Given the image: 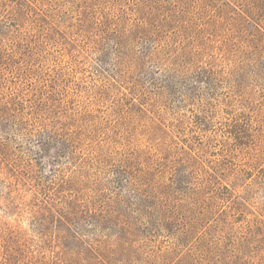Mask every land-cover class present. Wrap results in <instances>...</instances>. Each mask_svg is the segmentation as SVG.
<instances>
[{
	"label": "rangeland",
	"instance_id": "obj_1",
	"mask_svg": "<svg viewBox=\"0 0 264 264\" xmlns=\"http://www.w3.org/2000/svg\"><path fill=\"white\" fill-rule=\"evenodd\" d=\"M87 243L264 264V0H0V264Z\"/></svg>",
	"mask_w": 264,
	"mask_h": 264
},
{
	"label": "trees",
	"instance_id": "obj_2",
	"mask_svg": "<svg viewBox=\"0 0 264 264\" xmlns=\"http://www.w3.org/2000/svg\"><path fill=\"white\" fill-rule=\"evenodd\" d=\"M89 245V248H87V251L90 252V264H117L114 263L113 253H110V255H106L104 251H102V248L93 247V243H87ZM89 260V261H90Z\"/></svg>",
	"mask_w": 264,
	"mask_h": 264
}]
</instances>
